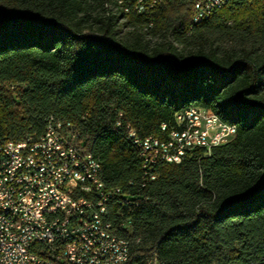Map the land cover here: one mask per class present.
<instances>
[{"label":"trees","instance_id":"16d2710c","mask_svg":"<svg viewBox=\"0 0 264 264\" xmlns=\"http://www.w3.org/2000/svg\"><path fill=\"white\" fill-rule=\"evenodd\" d=\"M192 15L191 0L151 20L115 0H0V143L70 122L105 184L141 198L116 222L134 262L264 264V0ZM190 107L235 137L144 179L129 130L161 135Z\"/></svg>","mask_w":264,"mask_h":264},{"label":"built area","instance_id":"2783aa9c","mask_svg":"<svg viewBox=\"0 0 264 264\" xmlns=\"http://www.w3.org/2000/svg\"><path fill=\"white\" fill-rule=\"evenodd\" d=\"M177 1L122 0L129 16L148 20L159 4ZM191 1L197 24L231 0ZM174 120L171 127L162 123L161 135L141 138L129 130L144 179L155 180L161 162L180 163L197 149L207 154L236 134L202 107L179 111ZM40 134L43 141L26 135L0 143V264H159L156 254L134 262L130 240L116 229L120 211L132 215L141 198L105 184L101 164L70 122L50 115Z\"/></svg>","mask_w":264,"mask_h":264},{"label":"bare ground","instance_id":"6f19581e","mask_svg":"<svg viewBox=\"0 0 264 264\" xmlns=\"http://www.w3.org/2000/svg\"><path fill=\"white\" fill-rule=\"evenodd\" d=\"M115 3H116V9H118L119 11L124 13L125 15H129L128 11L124 7V3L122 2V0H115ZM217 10H218V8H211V15ZM208 111H209V114H214V117H216L218 119V117L215 115V113H213L210 110H208ZM219 121L222 122L221 120H219ZM222 123H224V122H222ZM224 124L232 126L233 129H236V127L234 125L227 124V123H224ZM36 141H43V134L36 136ZM92 159L97 160L96 158L93 157V155H92ZM97 163L100 164V162L98 160H97ZM129 221H130V219H129ZM127 225H128L127 222L121 220V222L116 224V229H118V230L123 229V228L125 229L126 227H128Z\"/></svg>","mask_w":264,"mask_h":264}]
</instances>
